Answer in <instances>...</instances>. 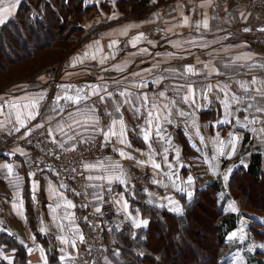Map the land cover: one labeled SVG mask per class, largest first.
Masks as SVG:
<instances>
[{"label":"crops","instance_id":"crops-1","mask_svg":"<svg viewBox=\"0 0 264 264\" xmlns=\"http://www.w3.org/2000/svg\"><path fill=\"white\" fill-rule=\"evenodd\" d=\"M103 1L111 3L115 0ZM226 9L228 11H225ZM111 12L113 16H116L115 19L117 21L121 20L116 12L112 10ZM111 12L106 10L100 15L104 20L110 16ZM241 13L244 14L246 19L241 17ZM185 17L188 18V25L183 23ZM95 18L96 15L94 13L86 17V29L98 24ZM204 19L208 20L209 27L207 29L202 26ZM196 22L201 23L199 29L195 27ZM244 28H250L251 31L244 32ZM259 28H264V10H256L241 1L230 0L224 4H218L214 0H168L138 18L123 20L98 31L94 38H91L87 44L70 55L65 63L57 70L50 71L48 69L41 77L33 82L18 83L10 87L7 91L0 92V103L4 101L19 103V98L24 97L27 93H32L35 96V93L39 92L44 95V99L38 105L39 115L36 120L30 122L29 127H33L37 123H43L46 129L52 127L55 129V144L59 146L62 142V134L57 128V122L59 121L66 125L67 122H70L65 120L68 110L74 111L75 109L74 107L66 109L63 117L51 111L53 97L58 91V85H70L74 88L95 83L101 86L106 85L109 91H118L123 90L124 85L129 84L130 81L135 83L143 79L150 86L140 89V91L148 92L150 99L154 92L168 88V98L179 100L177 92L172 90L174 85L184 84L186 81H204L205 76H207L206 83H212L213 85L217 83L229 84L232 93L244 96L246 94L240 89L239 83H237L238 81H246L250 84L253 77L257 80H264V52L258 47L251 46L248 41L249 36L253 32L258 31ZM141 33L145 34L146 39L137 42L136 46L133 47L130 41ZM144 49H147V51H143ZM246 55L251 56V59L237 60V57ZM101 59H104V63H100ZM189 65L193 66L201 74L197 76L189 75L187 77H179L176 75L177 71L183 72L184 67ZM205 65L208 66L207 69L204 67ZM225 65H228V67H224ZM213 68L223 73V75L218 76L215 72H211ZM210 72L211 75H209ZM135 73H139V76L134 75ZM157 75L164 77L159 86L152 84L154 77ZM117 80L121 81L120 85H117ZM195 87L199 89L201 86L197 83ZM127 90L136 91L133 88ZM183 91H186V89ZM216 95L217 92L214 88L213 92L209 94V99L212 101L211 104L201 100L202 110L197 109L192 112L193 119L188 120L187 127L188 137H191V139L184 134V118L176 115L175 110L173 116L175 126L166 123L163 125L167 129L165 134L170 135L172 138V150L169 152V160L173 163L175 162V149L179 148L180 161L185 165L180 171L181 177L186 179L187 174L192 175L195 181V189L204 188L206 185H215L217 189H221L222 181L216 180L212 175L209 167L210 164H218L219 171L223 172L229 167L234 170L242 161L248 164L251 154L259 153L261 154V158L264 155V142L260 140V135H264V133L259 131L262 127L260 124L249 125V130H244L237 127L233 120L231 124L220 125L218 128L213 127L214 122L223 118V109L220 102L216 99ZM219 95L223 99V94L220 93ZM248 95L255 96L256 100L264 104V97L258 95L255 91H250ZM35 98L39 99L38 97ZM93 102H95V106L99 109L98 115L101 116V126L107 129L110 124V119L104 117L103 113L106 108L111 110V101L101 103L98 96H93L87 101L89 104ZM61 104H63V101H61ZM178 107L186 112L189 111L188 105L178 104ZM236 107H243V105H233L232 111L234 113ZM12 111L15 112L16 110L13 109ZM122 111L127 128L135 129V132L139 133L140 130L136 126L137 124H143V117L137 120L127 106ZM8 112L9 109L5 108L3 114H0V142L21 135L15 132L9 134L8 129L11 125L7 122ZM238 115L243 120L244 113L240 112ZM49 117L52 119L49 120ZM78 118L83 119L82 116ZM252 127L257 128V133L254 134L250 131ZM38 129L40 128H34L32 133ZM197 130L200 136L204 137L203 144L200 142L199 137L196 136ZM230 131L238 134L240 140L236 145L235 155L231 159H228L218 155L220 145L216 142V133L219 132L220 139L226 141L228 139V132ZM21 132H24V129ZM89 135L90 133H84L85 137ZM98 137H101L103 140L102 136H96L94 139ZM49 139L52 141L51 137ZM128 139L132 143V148L125 149V151L135 157V159L128 160L119 157L117 153L112 151V148L108 144L107 146L110 148V151L102 159L90 158L84 164H95L97 161H103L105 165L117 163L121 165L128 177L127 191H124L122 186L116 183L113 185V193L123 192L124 197L130 204V211L133 214L138 209L135 206L138 197L141 196L145 201L148 200L144 189H148V192L154 193L157 197L153 200V205L161 203L167 205V201L159 199V197L165 195L180 199L179 194L175 193L171 187L165 190L152 183L146 187H141L133 181L129 174V170L131 169L138 172H148L151 181L154 178L161 179L162 177L159 175L154 177L153 170L150 166L151 161L148 160L147 155L141 156L140 152L135 151L136 149H140L145 153L149 151L147 145L142 140V136H138L132 131H129ZM79 140L80 138L78 137L77 141ZM113 140L115 141V138ZM150 142L156 151L162 152L161 145L156 142L155 137ZM73 143L75 145L78 144V142ZM193 144L195 148H193ZM116 147L120 148L122 146L117 144ZM226 150L230 151V148ZM136 159L145 161V164L137 165L135 162ZM206 159L207 162H205ZM155 160L156 162L162 163L163 156H156ZM5 163L13 164L12 176H8L6 170L2 168V165ZM83 172L85 178L90 174H104L102 169L86 170L84 165ZM29 173L30 171L19 156L0 155L2 209V215H0V252H6L9 256L13 255L11 252L12 247L8 240L1 238V235L6 234L10 237L9 239H12L15 243L25 248L27 260L30 261V264H43V260L41 259L42 247L48 260L49 256L47 247L43 245L40 238L47 237L53 241L56 247V260L60 255L59 249L65 248V251L73 256L72 264L77 263L86 251L84 242H80L77 239L76 246L78 253L70 246L61 244L58 237L64 236L66 239H71V231L67 229L69 222L62 218V213L65 210L61 208L56 213H53L47 205L51 204L54 207L57 202L62 203L61 196L72 200L76 207L75 209H69L67 211L74 213L75 224L73 228L79 227L84 239L89 231V227L84 219L87 210L84 206L80 205L77 196L73 195V191L67 187L61 189L59 187L61 183L52 175L42 174L38 177L30 178ZM17 177L19 178V188L15 186ZM32 179L39 182L38 189L35 193V201L32 199L31 192ZM49 183L51 184V191L49 190ZM90 183L99 184L101 182L87 181V184ZM103 183L107 187V182L104 181ZM89 190L91 196L94 191H98V189H92L90 187ZM218 193L223 199L226 198L225 203H223L225 211L231 212L229 208V203L231 202H234L237 208V226L233 230L237 231V238L234 241L227 240L231 248L225 258V264H231L234 256L237 258V264L262 263L264 257L262 256L264 254V247L262 245H264V240L254 239L250 234L249 227L254 224L259 226L264 225V214L241 211L237 202L231 196L229 188L225 189L223 193L219 190ZM133 194L135 198H133ZM19 198L23 199V209L19 208ZM117 199H119V196ZM14 202L16 207H13ZM93 203L97 207L100 206L102 201L93 200ZM114 206L116 211V205ZM165 208L168 209L167 206ZM117 217L123 220L122 213L117 215ZM126 223L129 228L130 224L128 222ZM60 224L65 225L64 231L58 228ZM241 227L247 233V238L243 240L240 238L239 233ZM112 230H114L112 223H104V233ZM15 255L16 251L14 258ZM49 264H51L50 261Z\"/></svg>","mask_w":264,"mask_h":264},{"label":"snow or ice","instance_id":"snow-or-ice-1","mask_svg":"<svg viewBox=\"0 0 264 264\" xmlns=\"http://www.w3.org/2000/svg\"><path fill=\"white\" fill-rule=\"evenodd\" d=\"M22 3V0H0V26H5L10 22V19L13 17L14 13L18 12L19 6ZM225 11H228L226 9ZM241 17H244V14H240ZM35 18V17H33ZM246 19V17H244ZM183 23L188 25V18L185 17ZM203 28L207 29L209 27L208 20L204 19L202 23ZM196 29L201 27L200 22H196ZM244 32H250V28H244ZM258 31H264V28H259ZM146 39L145 34L141 33L136 36L132 41H130L133 47L136 46V43ZM151 43V41H149ZM115 44V42H113ZM112 47V45H110ZM143 51H147L144 49ZM106 59V58H105ZM251 56L246 55L243 57H237V60H250ZM100 63H104V59H101ZM207 69V65L204 66ZM224 67H228L225 65ZM211 72H215L216 75H223V73L219 72L217 69L213 68ZM211 72L209 75H211ZM201 73L194 69L193 66H185L183 72H176V75L179 77H187V76H197ZM134 75L139 76V73H135ZM164 77L155 76L152 84L159 86V84L163 81ZM208 77L205 76L204 81H186L184 84H176L173 86L172 90L177 92L179 96V100L172 98L169 99L167 93L169 91L168 88H165L162 91L154 92L152 98H149L148 92H142L140 89L148 88L150 85L147 81L141 79L138 82H129V84L124 85L123 90L118 91H109L106 85L101 86L95 83H89L81 87H74L70 85H58V91L55 93L53 97V107L51 111L56 112L57 115L63 117L66 109L68 110L67 117L65 118L67 124L62 122H57V128L59 132L62 134L61 140L62 142L59 144V147L68 150H75V143H87L89 140L94 139L96 136L103 137L102 147L111 144L113 138H115V144H113L112 151L117 153L119 157L123 159L133 160L131 154L125 151V149H131L132 143L128 139V132L132 131L138 136H142V140L144 144L148 147V152L145 153L140 149H136L135 151L140 152L141 156L147 155L148 160L151 161V169L153 170V176H161V179H152L151 183L156 185L157 187L163 188L165 190L171 189L179 194L180 199H177L173 196L165 195L163 197H159L164 201H167V205L161 203L156 204V207H168V210L174 214H182L184 211V207L181 204L180 200L183 199L187 203H191L195 194V181L192 175L187 174L186 179L181 177L180 171L185 167L180 161V149H175V162L169 160V152L172 150V138L170 135H166L167 129L163 126L165 123L168 125L175 126V121L173 119L174 110L175 114L181 118H184L185 122V136L188 137V120L193 119L192 112L194 110L200 109L202 110L201 100L211 104V100L209 99V94L213 92V89H216L217 95L216 99L220 102L223 109V118L219 121L213 123V127H219L220 125H228L235 121V125L241 129L249 130V125H257L260 124L262 127L259 129L261 133H264V104L260 101L256 100L255 96L248 95L250 91H255L258 95L264 97V80H257L255 77L252 78L250 84L248 82H237L239 83L240 89L246 94L244 96L236 95L232 93L230 90V85L226 83H217L213 85L212 83H206ZM231 79V77H229ZM117 85L121 84V81H116ZM200 84V88L197 89L195 87L196 84ZM133 88L136 91H129L127 89ZM186 89V91H183ZM183 92V94H181ZM104 93V94H101ZM199 93V94H198ZM220 93L223 94V99L220 98ZM98 96L99 101L101 103H105L107 101H111L112 108L108 110L107 108L104 110V117L110 119V124L107 129L101 126V116L98 115L99 109L95 106V102L92 104L87 103V101L93 97ZM38 97L39 99L35 98ZM119 97V99H117ZM44 99V95L41 93H35L33 96L32 93H27L24 97H20V102L14 101H4L0 103V114H3L5 108L9 109L7 114V122L11 127L8 129L9 134L20 133L19 139H24L27 136L31 135L34 128H43V123H37L33 127H29L31 121L36 120L39 115L38 105L41 100ZM63 101V104H61ZM178 104L188 105L189 111H185L182 108L178 107ZM233 105H243V107H236L235 113L232 111ZM127 106L129 110L133 112L134 117L139 120L143 117V124H137L136 127L139 128V133L135 132V129H128L124 119V113L122 109ZM16 111L13 112L12 110ZM240 112L244 113L243 120L240 119L238 115ZM83 117V119H79L78 117ZM52 118L49 117V120ZM24 129V132L21 130ZM67 129V130H66ZM47 135L52 138V142L56 143L55 138V129L49 127L47 130ZM252 133H257V128L252 127L250 129ZM84 133H90L88 137L84 136ZM196 136L199 137L200 142L204 143V137L200 136L199 131H196ZM80 138L77 141V138ZM153 137H155L156 142L161 145L162 152L156 151L153 148V145L150 141H152ZM66 138V139H65ZM191 139V137H188ZM240 140V136L235 132H228V139L225 141L220 139V133H216V142L220 145L218 149V155L220 157H226L231 159L233 155L236 153V145ZM261 142H264V135H260ZM31 144V141H29ZM121 145L122 147L117 148L115 145ZM67 145V147H65ZM195 148V145H192ZM230 148V151L226 150ZM22 156H26L27 154L23 151V149H16ZM14 154V153H13ZM163 156L162 163L156 162V156ZM59 158V157H57ZM215 159V158H214ZM27 162V161H25ZM137 165H144L145 161L136 159ZM207 162V159L205 160ZM35 163V161H33ZM190 167V166H188ZM212 175L218 181H222L221 184V193L224 192L225 189L229 188L230 176L233 172V169L229 167L223 172H220L218 169V164H210L209 165ZM238 167L247 168V163L243 161ZM2 168L6 170L8 176L13 175V164L5 163L2 165ZM84 168L86 170H95L102 169L104 174L101 175H87L86 179L89 182L99 181L101 183H90L87 187L92 189H98V191H94L92 193V199L94 201H103L105 199V195L107 194L110 199V203L116 205V214H123V220H121V224L124 222H128L130 224V228L133 230H138L141 228H145L150 223L148 220L142 218V213L139 209L136 210L135 214L130 211V204L128 200L124 197L123 192L113 194V185L118 183L122 186L124 191H127L128 185V177L120 164H108L105 165L103 161H97L95 164H84ZM49 171H52L49 169ZM73 172H76L77 169L73 168ZM29 177H35V172H30ZM75 179V178H73ZM104 181L107 182V187L104 185ZM167 181V182H166ZM39 182L35 179H32L31 183V192L33 201L36 200V191L38 189ZM19 188V178L17 177V183L15 185ZM61 189H65L67 186L64 183L59 185ZM49 190L51 191V184L49 183ZM146 195L148 196L147 203L149 205H153V200L157 197L154 193L148 192V189H144ZM73 195L79 196L81 195L79 192H75L73 190ZM87 195V194H86ZM119 196V199L116 196ZM133 198L135 195L133 194ZM61 202H57L53 207L51 204L47 205L51 209L53 213H56L58 209L63 208L65 211L62 213V218L67 220L69 223L67 225V229L71 231V239H66L64 236L58 237L61 244L70 246L73 250L78 253V248L76 246L77 239L80 242L84 241V236L80 231L79 227L73 228L75 224L74 213L69 212V209H75L76 205L72 200L67 199L65 196H61ZM24 202L22 198H19V208L23 209ZM87 207V205H83ZM13 207H16L15 202L13 203ZM229 208L231 212L236 214L237 208L234 202L229 203ZM95 212H102V208L97 206L95 207ZM87 220V217L84 218ZM91 226V225H90ZM58 228L61 231L65 230V225L60 224ZM119 228V225H117ZM43 231V230H42ZM240 238L246 239L247 233L244 228L241 227L239 229ZM132 239H136V233L133 231ZM237 238V231H231L226 234L225 239L228 241H234ZM253 247H255L253 245ZM264 247V245H262ZM251 250V249H250ZM15 249H11L13 253L12 256H9L6 252H0V264L6 262V264H15ZM60 255L57 258V264H72L73 256L65 251V248L59 249ZM41 259L43 260V264H49L48 258L45 256L43 247L41 248ZM30 264V261H28ZM231 264H237V258L234 256L231 260Z\"/></svg>","mask_w":264,"mask_h":264},{"label":"trees","instance_id":"trees-1","mask_svg":"<svg viewBox=\"0 0 264 264\" xmlns=\"http://www.w3.org/2000/svg\"><path fill=\"white\" fill-rule=\"evenodd\" d=\"M167 1L22 0L10 22L0 26V92L18 83L33 82L48 69L57 70L98 31L138 18ZM106 10L116 12L121 20L117 21L112 12L103 20L100 14ZM92 13L98 24L86 29L85 19ZM247 165L246 169L233 170L231 196L241 211L264 214L261 154H251ZM219 190L215 185L196 189L190 204L181 199L184 211L180 215L149 205L140 196L143 200L139 197L135 206L150 223L138 230L129 227L123 233L108 231L111 240L107 234L104 236L103 264H225L231 248L225 237L235 230L238 219L236 214L225 211L226 198L220 196ZM133 231L136 239L131 238ZM249 231L254 239L264 240V225H251ZM1 238L16 250L15 264H28L24 247L6 234ZM40 240L47 247L50 263L57 264L53 241L47 237ZM263 263L264 257L259 264Z\"/></svg>","mask_w":264,"mask_h":264},{"label":"built area","instance_id":"built-area-1","mask_svg":"<svg viewBox=\"0 0 264 264\" xmlns=\"http://www.w3.org/2000/svg\"><path fill=\"white\" fill-rule=\"evenodd\" d=\"M228 1L230 0H221V3H218L224 4ZM234 1H241L248 4L251 8L264 10V0ZM248 41L251 46L258 47L264 52V31L253 32L249 36ZM46 130L47 129L43 127L24 139L16 137L0 142V155H17L23 160L30 172L36 173V177L42 174H50L60 183H64L71 191L75 190V192L81 194L77 196V199L80 205H87V207L84 208L87 210L85 217H87L86 223L89 227V231L83 241L86 251L78 260L77 264H102V256L105 252L104 223H112L113 229L118 233L126 231L128 225L126 222L121 224V219L117 217L115 206L109 202L111 197L108 195L105 196V199L99 206L102 208V212H95L93 199L89 187H87L88 184L83 172V165L84 162L90 158L102 159L104 155L110 151L109 147H113L115 141L113 140L112 143L108 145L109 147H102L103 140L101 137H98L87 143H78L74 151H65L49 139ZM29 141H31V144H29ZM115 146H117V144ZM18 148L23 149L27 155L22 156L16 151ZM262 160L264 161V155L262 156ZM33 161H35V163H33ZM73 168H76L77 171L73 172ZM49 169L52 171H49ZM129 174L133 181L138 183L141 187H146L151 184V177L148 172H138L131 169L129 170ZM113 194L115 195V193ZM116 198H118V196H116ZM1 211L0 193V215H2ZM117 225H119V228H117Z\"/></svg>","mask_w":264,"mask_h":264},{"label":"rangeland","instance_id":"rangeland-1","mask_svg":"<svg viewBox=\"0 0 264 264\" xmlns=\"http://www.w3.org/2000/svg\"><path fill=\"white\" fill-rule=\"evenodd\" d=\"M99 1V0H98ZM101 1H103V0H101ZM214 1H216L217 3L219 2V3H221V0H214ZM218 3V4H219ZM256 10H258V9H256ZM46 72V71H45ZM138 199H139V197H138ZM140 199H142L141 197H140ZM143 200V199H142ZM141 200V201H142ZM113 231H115V230H113ZM127 231V230H126ZM125 231V232H126ZM116 232V231H115ZM110 232H106V233H104V236L106 237V234H107V239H110V238H108V234H109ZM118 233V232H117ZM123 233V232H122ZM109 236H110V234H109ZM111 238H112V236H111ZM111 240V239H110ZM104 241H105V238H104ZM75 261V260H74ZM105 261H106V259H105ZM74 264H77L76 262L74 263ZM81 264H84V263H81Z\"/></svg>","mask_w":264,"mask_h":264},{"label":"bare ground","instance_id":"bare-ground-1","mask_svg":"<svg viewBox=\"0 0 264 264\" xmlns=\"http://www.w3.org/2000/svg\"><path fill=\"white\" fill-rule=\"evenodd\" d=\"M102 259H103V256H102Z\"/></svg>","mask_w":264,"mask_h":264}]
</instances>
